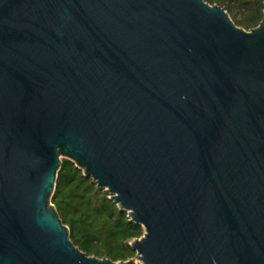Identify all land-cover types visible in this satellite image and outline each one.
<instances>
[{
  "label": "water",
  "instance_id": "95a60500",
  "mask_svg": "<svg viewBox=\"0 0 264 264\" xmlns=\"http://www.w3.org/2000/svg\"><path fill=\"white\" fill-rule=\"evenodd\" d=\"M0 0V264H264V0ZM143 233L76 247L61 160Z\"/></svg>",
  "mask_w": 264,
  "mask_h": 264
},
{
  "label": "trees",
  "instance_id": "16d2710c",
  "mask_svg": "<svg viewBox=\"0 0 264 264\" xmlns=\"http://www.w3.org/2000/svg\"><path fill=\"white\" fill-rule=\"evenodd\" d=\"M204 1L230 13L232 8H243L249 15L237 25L246 31L256 27L262 19L263 0ZM251 5L253 11L249 10ZM108 196L83 176L72 162L61 160L51 203L62 223L68 227L72 243L88 256L126 261L134 254L130 241L139 238L143 230L129 222L127 214L119 211Z\"/></svg>",
  "mask_w": 264,
  "mask_h": 264
},
{
  "label": "rangeland",
  "instance_id": "374dc122",
  "mask_svg": "<svg viewBox=\"0 0 264 264\" xmlns=\"http://www.w3.org/2000/svg\"><path fill=\"white\" fill-rule=\"evenodd\" d=\"M253 9H254V7H253V5H251L250 7H249V10L250 11H253ZM225 10V9H224ZM228 14H229V16H230V18H231V20L237 25V23H238V21H241V20H243L244 18H246V16H248L249 14L248 13H245L244 11V9L243 8H239V9H234V8H232L231 9V13L229 12V11H227V10H225ZM243 13H245V14H243ZM238 26V25H237ZM239 27V26H238ZM240 28H242V27H240ZM252 29V28H251ZM249 31V30H248ZM132 241V240H131ZM130 241V242H131ZM129 259H133L136 263H139V261L137 260V258H135V253L133 254V257L132 258H129ZM128 259V260H129Z\"/></svg>",
  "mask_w": 264,
  "mask_h": 264
}]
</instances>
